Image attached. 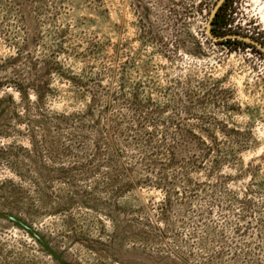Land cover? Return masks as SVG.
Listing matches in <instances>:
<instances>
[{"label":"rangeland","instance_id":"374dc122","mask_svg":"<svg viewBox=\"0 0 264 264\" xmlns=\"http://www.w3.org/2000/svg\"><path fill=\"white\" fill-rule=\"evenodd\" d=\"M217 2L0 0V264H264V52Z\"/></svg>","mask_w":264,"mask_h":264},{"label":"water","instance_id":"95a60500","mask_svg":"<svg viewBox=\"0 0 264 264\" xmlns=\"http://www.w3.org/2000/svg\"><path fill=\"white\" fill-rule=\"evenodd\" d=\"M224 2H225V0H218L216 5L214 6V8L210 14L209 21L207 23L208 34L215 40H224V39H228V38L241 39V40H244L248 43L256 45L259 49H261L264 52V43H262L261 41H259L258 39L254 38L250 35H245V34H240V33H227L224 35H219L213 31L212 27H213L214 18L217 15L220 7L222 6V4Z\"/></svg>","mask_w":264,"mask_h":264},{"label":"trees","instance_id":"16d2710c","mask_svg":"<svg viewBox=\"0 0 264 264\" xmlns=\"http://www.w3.org/2000/svg\"><path fill=\"white\" fill-rule=\"evenodd\" d=\"M225 4H226V2L223 4V6L219 9V11H218V13H217V15H216V17H215V19H214V21H213V25L214 24H216L217 23V18L220 16V13H221V10L223 9V7L225 6ZM214 29V32H216V34H219L218 32H217V30L215 29V27H213ZM226 41H229V40H233L234 41V39H232V38H228V39H225ZM238 42H244V41H242V40H239V39H236ZM221 42H224V41H221ZM244 43H246V42H244ZM247 44H249L250 46H252V47H254V48H257V46L256 45H254V44H251V43H247Z\"/></svg>","mask_w":264,"mask_h":264}]
</instances>
